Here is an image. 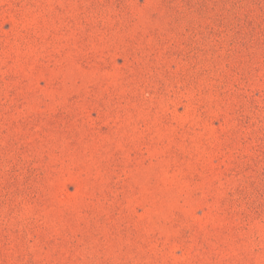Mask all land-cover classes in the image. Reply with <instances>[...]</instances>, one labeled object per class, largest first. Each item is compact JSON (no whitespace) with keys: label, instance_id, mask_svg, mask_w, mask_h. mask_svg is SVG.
Listing matches in <instances>:
<instances>
[{"label":"rangeland","instance_id":"374dc122","mask_svg":"<svg viewBox=\"0 0 264 264\" xmlns=\"http://www.w3.org/2000/svg\"><path fill=\"white\" fill-rule=\"evenodd\" d=\"M0 264H264V0H0Z\"/></svg>","mask_w":264,"mask_h":264}]
</instances>
